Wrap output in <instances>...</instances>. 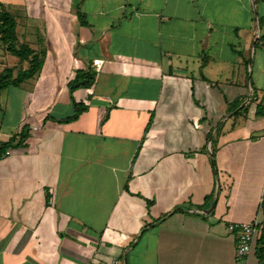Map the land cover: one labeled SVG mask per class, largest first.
I'll use <instances>...</instances> for the list:
<instances>
[{
  "label": "crops",
  "instance_id": "obj_1",
  "mask_svg": "<svg viewBox=\"0 0 264 264\" xmlns=\"http://www.w3.org/2000/svg\"><path fill=\"white\" fill-rule=\"evenodd\" d=\"M0 8L44 59L0 95V264H236L229 225L264 223V0Z\"/></svg>",
  "mask_w": 264,
  "mask_h": 264
},
{
  "label": "trees",
  "instance_id": "obj_2",
  "mask_svg": "<svg viewBox=\"0 0 264 264\" xmlns=\"http://www.w3.org/2000/svg\"><path fill=\"white\" fill-rule=\"evenodd\" d=\"M17 22L15 17L5 9L0 8V46H3L7 52L19 57L22 61H28L30 67L26 70L20 69L17 76L14 77V70L6 68L0 71V95L10 88L18 87L26 80L33 78L43 67V57L30 48L29 45L19 42L16 34ZM96 74L91 69L77 71L75 79L69 83L71 93L78 89H89L95 82ZM75 113L73 116L63 120L64 122H71L77 120L85 111L86 107L74 103ZM21 143L27 138L26 128L21 133ZM11 142L0 144V156L5 149L9 147ZM263 248L261 249V256L264 257V235L261 239Z\"/></svg>",
  "mask_w": 264,
  "mask_h": 264
},
{
  "label": "built area",
  "instance_id": "obj_3",
  "mask_svg": "<svg viewBox=\"0 0 264 264\" xmlns=\"http://www.w3.org/2000/svg\"><path fill=\"white\" fill-rule=\"evenodd\" d=\"M9 153L6 152V154ZM262 228H264V223L259 219L252 222H236L229 225L231 231L238 233L235 251L236 264H249V258L255 251ZM111 264H120V262L119 260H114Z\"/></svg>",
  "mask_w": 264,
  "mask_h": 264
}]
</instances>
